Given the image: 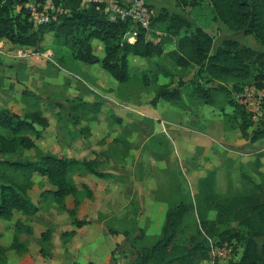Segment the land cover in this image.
<instances>
[{
	"label": "trees",
	"instance_id": "1",
	"mask_svg": "<svg viewBox=\"0 0 264 264\" xmlns=\"http://www.w3.org/2000/svg\"><path fill=\"white\" fill-rule=\"evenodd\" d=\"M175 1L183 9L198 8L207 2L230 31L254 37L262 49L256 51L234 38H223L212 52L214 37L182 14L163 11L153 19L150 30H146L131 20L111 22L102 5L85 7L81 0H57L61 10L56 19L37 28L30 21L27 0H0V41L6 39L15 47L34 49L39 53L46 36L52 34L55 44L67 48L74 60L88 65L99 64L114 80L125 85L132 78L129 56L166 57L182 70L196 69L190 81L193 86L189 94L191 100L219 110L228 125L237 128L251 144L264 140V120L255 126L235 98L248 86H264V0ZM158 24L165 27L160 36L155 31ZM134 33L135 41L131 42L129 38ZM174 39L177 40L175 48L166 52V44H171ZM94 40L104 45L103 58L95 53ZM165 73L171 82L155 89L151 105L156 106L161 100L184 105L181 90L184 82L180 79L178 88L171 89L174 75L169 71ZM148 75L149 72L142 75L146 88L158 81V75L154 74L152 78ZM23 96L33 98L35 93L26 90ZM75 101L70 109L76 124H79L81 114H96L101 109V103ZM228 107L233 109L232 113L227 112ZM115 121L122 124L118 117ZM49 127L48 118L40 110L19 115L8 108L0 109V155L38 148L37 140L44 139ZM80 132L88 133V130ZM94 154L95 160L53 154H42L35 161L0 159V223L14 221L18 214L25 217L14 222L10 246L0 243V264L9 263L10 252L18 257L29 252V239L34 235L29 220L41 210L29 195L35 186L34 176L45 179L51 186L41 192L40 200L51 202L75 217L86 200L94 199V193L88 185L75 182L71 176L111 177V174L98 171L104 154ZM216 175L212 171L198 180L194 202L183 201L167 210L160 238L151 247L134 252L130 264H201L211 258L209 238L217 245H233L234 241L241 244L240 259L228 264H264V181L255 183L247 178L251 186L225 195L217 190ZM68 197L73 198L71 209L67 207ZM193 212L201 217L197 235L181 241L185 219ZM210 212H215L214 219L209 217ZM75 223L81 225V221L75 220ZM67 235L66 232L63 234ZM70 235L75 232L71 231Z\"/></svg>",
	"mask_w": 264,
	"mask_h": 264
},
{
	"label": "rangeland",
	"instance_id": "2",
	"mask_svg": "<svg viewBox=\"0 0 264 264\" xmlns=\"http://www.w3.org/2000/svg\"><path fill=\"white\" fill-rule=\"evenodd\" d=\"M149 2L156 9L157 16L163 11H167L170 14L178 13L187 17L190 21L208 28H205L206 31L215 39L212 52H215L223 38H234L249 47L252 44H256L255 46L260 48L254 37L245 35L244 32L235 33L229 31L207 2H203L198 8L186 9L181 8L175 0H149ZM155 31L160 36L164 34L165 27L158 24ZM152 40L157 41L153 37ZM8 45L9 50L7 52V47L3 49L5 53H10L11 56L18 55L23 59L0 56V97L3 94L4 98L7 97L8 100L13 102L14 110H11L19 115L33 110H40L49 119L50 127L45 132L44 139L37 140L38 148L20 151L14 155H0L1 160L35 161L42 154L66 156L65 147L69 144L90 148V144L84 141L85 137L83 135L80 134L77 138H73L75 130H79L82 125L74 124L70 115V106L76 102L75 100H86L89 102L97 100L90 93L89 90L91 89L106 96L108 90L102 89L104 87L98 86L97 82L93 80L94 71L100 72L101 75L107 78V84H105L106 81H101L105 84V88H120L121 96L126 101L132 98L136 100L139 98V103L151 105L152 94L143 90L146 87L143 86L142 75L149 72L148 76L153 77V72L150 71V69L155 68L153 61L145 59V61L139 62V60L144 58L129 56L132 78L125 85L114 80L98 64L88 65L74 60L67 48H62L55 44L52 34L46 36L43 50L39 53H36L34 49H26L20 55L18 49L21 48L11 44ZM166 46L167 50H171L174 44L167 43ZM2 48L3 45L1 50ZM97 49L98 47L95 49V53L103 57L104 52L96 51ZM135 59L139 60L133 62ZM166 61H160L157 64L166 67ZM171 67V70L175 68ZM186 72L180 70L175 73V76L183 75L185 79L192 78V71L187 72V74ZM23 81H26V83ZM5 82L7 85L4 86ZM159 82L161 81L159 80ZM178 85L179 83H176L175 87ZM186 88H193V86H187ZM26 90L35 93V97L22 98L23 94L21 95V93ZM186 92L184 91V105L179 106L161 101L160 108L166 104H171L193 114H195V111L201 114L208 111L205 115L206 117L199 118L201 120L199 125L197 123L193 125L187 124L185 127L200 129L206 133L211 123H217L223 127V130L228 129L226 123L224 122V124L219 118H223L219 110H212V107L209 106H204L203 109L196 107L195 109ZM101 101L104 107L98 119L100 122L108 121L112 117L111 115L114 114L113 106L105 99ZM227 109L229 112L232 111L230 107ZM184 111L174 112L168 117L171 123L165 125L169 130L168 138L160 132L162 129L159 123H155V129H152L154 136L144 144L142 148L144 155L137 162L135 160L136 154L141 146L140 142H138L139 148L136 149L135 136L126 138L121 135L122 141L119 142L120 144H114L117 149L114 153L121 163L117 166L114 165V170L117 172L118 177L115 182L113 180L108 181L112 184L109 190H107V187L103 190L102 187V191H112L116 195V203H104L103 192L101 191L95 200H86L75 217L70 215L67 210L57 209L56 207L50 208L49 205L40 207V211H43L51 218L50 221H46L43 213L39 217L33 216L36 217L34 219L30 218L35 223L34 228L32 226L34 233L41 236V240L33 239L31 243L33 248H41L40 252L36 253L35 259V255L32 257L30 250L24 257H18L14 252H10L9 257L12 254L15 261L19 259L23 261L32 257L31 264H130L135 257L134 252L144 247H151L160 238L167 210L183 201L194 202L198 193V181L195 182L188 171L190 164L192 165L195 162V159L190 160L192 153L190 154L189 144H186L183 139L177 138L175 136L176 133L171 131L184 129V127L178 126L185 124L188 120L184 115ZM213 112H216L219 117H214ZM81 116L84 115L81 114ZM85 116L93 118V114H86ZM262 120L264 119H261L258 123L254 122V125L257 126ZM85 122L90 123L92 121L84 120L82 124H85ZM115 127L117 128L119 125L117 123L110 124V129H115ZM140 127L143 126L140 125ZM140 138L142 139V136ZM79 140L81 141L80 143L78 142ZM259 144H264V140L260 141ZM262 146L264 145L253 150L258 153H264V147ZM219 149L220 146L216 145L215 151H219ZM220 152L223 153L222 151ZM258 153H255V157L251 158V161L257 158ZM227 161L229 162L230 160ZM129 162H132V164L130 165ZM239 162L233 160L229 164L232 168H239L241 167ZM136 164L138 166L137 169H135L137 167ZM248 167L246 168L253 171L252 175L255 180L262 182L264 178L255 173L258 170L256 161L254 163L251 162ZM241 168L244 169V165ZM207 173L208 171H204L202 176H206ZM74 176L76 175L73 174L71 177L73 178ZM217 176L219 177V171ZM35 180L33 178L36 186L30 190V195L40 190L51 188L45 179L35 178ZM74 181L78 182V180ZM243 181L244 185L245 180ZM232 185V183H227L225 186L221 183L217 190L222 194L231 195L236 193L233 190L238 189L236 185ZM243 185L239 187V190L243 191L245 189H243ZM115 186L120 188L115 190ZM67 207L68 209L73 208L72 197L67 198ZM209 217L214 219L216 217L215 212H210ZM20 218L25 217L20 214L16 215V219ZM16 219L11 222L1 223L0 232L3 231L10 235ZM200 219V215L196 214V212L190 213L186 217L181 232V241H187L189 237L197 235V226L200 223ZM75 220L81 221V225H76ZM71 231H74L75 235H70ZM63 232L68 233V235L63 236ZM142 235H144L143 238H140ZM43 241H51L52 243L43 245L41 243ZM223 245H228V248L232 250V261L240 259L243 251L241 244L234 241L233 245L229 243H224ZM223 245L216 244V246L220 247ZM209 254L211 256V248ZM38 260L40 263H38ZM231 260L226 257L213 263L210 258L209 261H204L201 264H228Z\"/></svg>",
	"mask_w": 264,
	"mask_h": 264
},
{
	"label": "crops",
	"instance_id": "3",
	"mask_svg": "<svg viewBox=\"0 0 264 264\" xmlns=\"http://www.w3.org/2000/svg\"><path fill=\"white\" fill-rule=\"evenodd\" d=\"M202 28H204V27H202ZM206 29H208V28H206ZM227 29H228V27H227ZM133 41H135V39L132 40V42ZM8 44H11V43L6 39H3L0 41V50H1V46L3 45V48L0 51V56H7V57H10L13 59L22 58L18 55L11 56L10 53H5V50H3V49L7 47V49H6V52H7V50H9ZM92 44H93L94 49H96L98 47V49L96 51L104 52V45L100 41L98 42V40H94ZM171 44H174V47L172 48V49H174L176 44H177V40L174 39ZM255 45L256 44H252L250 48H252L256 51H260L262 49L261 46H260V48H257ZM26 49H28V48H21V49H18V51H25ZM169 51L170 50H166V52H169ZM104 56H105V53H104ZM131 56H133V55H131ZM103 57H100V58H103ZM135 57L137 58L138 56H135ZM24 58H26V57H24ZM165 59L168 60L169 62L166 61ZM137 60H139V59H135V60H133V62L137 61ZM148 60L153 61L154 65H155V68L152 70L150 69V71L153 72V75L154 74L158 75V81H157L156 85H155V82H152L150 88H143V90L152 94V98L150 97L151 98L150 101H152L154 99L155 89L159 85H164V84L171 82V78L165 76V74H166L165 72H167V71H169L170 73H172L174 75V81H173L171 89H177L178 86L175 87V85L181 79L182 82H184V86H182L181 90L183 91V93H184V91H187L186 92L187 95L191 94V92L193 91V88H186V87L191 86L190 81L192 80L194 73L196 71L195 68L182 70V69L176 67L174 65V63L171 62L166 57H161V58L157 57V58H152V59H148ZM140 61H145V59L139 60V62ZM160 61H166V64H165L166 67L160 66V64L158 65L157 63H160ZM129 65H130V58H129ZM171 66H173L175 68L171 70L170 69V68H172ZM180 70L181 71H187V72L192 71V73H191V75H193L192 78L185 79L183 75L178 76V77L175 76L176 75L175 73H177ZM187 72H186V74H187ZM1 77H3V76H1ZM93 80L97 82L98 86L104 87L102 89L108 90V93H106V96H104V94L95 92L93 89L90 88L91 89V90H89L90 93H92L97 98V100H95L94 102H92V101L89 102L86 100H83V101L88 102V103H101V109L96 114H93V118L90 116H81L80 120H79V124H76V123H74V124L82 125V126L80 127L79 130H75V133L73 134L74 138H77L80 134L83 135L85 137L84 141L86 143L90 144V148L85 147V146H80L77 144H69L65 147V153H66L67 157L75 158V159H79V160H81V159L95 160L96 156L94 154V151H96L97 153L104 154L103 158L100 161L98 171L111 174L110 178H108V179L94 178L96 176H94L92 174H86L83 176H77L76 175L73 177L74 180H78L77 183H80V184L83 183V184H86L90 187V189L94 193V200H95L96 198H98V194H100V192L102 191V187H103V190H105V187H107V190H109L111 188L110 185H112V184H110L108 181L113 180L115 182V180L118 177L117 172L114 170V167L117 166L118 164L120 165L121 163L119 162V158L117 157V155L114 152H116V150H117L115 148L116 145L122 141V138L120 136L124 135L126 138L127 137L131 138V137L135 136L136 140L135 139L134 140L136 141V144H135V146L137 147L136 149L139 148L137 143L140 142L141 148L137 150L138 151L136 154L137 157L135 159L137 162V160L140 159L141 156L144 155V151L142 150L144 144L146 143V141H148L150 138H152L154 136V131H152V129H155L154 128L155 123L156 122L159 123V125L162 129V131L160 130V132L163 133L168 138L169 130L165 127L166 124H171L168 117L171 116L172 113H174V112H180V110L181 111H184V110L179 109V108L171 105L174 103L166 104L165 106H162V108H160L161 101H164V100L159 101L156 106H152L150 104L139 103V101H140L139 98L137 100L132 98L131 100L126 101L121 96L120 88H116V87L115 88H105V84H107V78L105 76L101 75V73L98 71H94ZM159 80L161 82H159ZM5 81L7 82V80H5ZM101 81H106V82H105V84H103ZM6 82H5L4 86L7 85ZM23 82L26 83V81H23ZM22 94L23 93H21V95ZM21 97L24 98L23 96H21ZM104 99L107 100L108 103L110 102V104H112V106H113L112 110L116 116L113 114V115H111L112 117L108 119V121L100 122V120L98 119V116L103 110L104 106H103V102L101 100H104ZM190 100H191V98H190ZM165 102H167V101H165ZM191 102H192V105L194 106L195 109H196V107L203 109L204 106H208V105H204V104H197V102H195L194 100H191ZM12 103L13 102L8 100L7 97L4 98L3 94L1 95V97H0V109H4V108L13 109ZM168 103H170V102H168ZM209 107H211V106H209ZM211 109L216 110L213 107ZM231 110H233V109L231 108ZM184 112L183 113L188 118V120L185 122V124L178 125V126L184 127V129L183 130L177 129V130H171V131L176 133L175 136L177 138H181V139H183V141L186 144H189V147L191 149L190 154L192 153L191 154L192 158L190 160L192 161L195 159V162L192 165L190 164V169L188 171L192 175V178L195 182L200 180V178L203 177L202 175L204 174V171H208V173L215 171L216 174L219 171V177L216 175L217 187H219V185L221 186V183L225 186L227 183H229V184L232 183L233 184L232 186L236 185L238 187V189L234 188L235 190H233L236 193L241 192V190H239V187L241 185H243V183H244L243 180H245V184L243 185V189L251 186V185H249L247 178L252 179V181L255 183H261V181L255 180L254 176L252 175L253 171H251V169L250 170L247 169L246 167H248L251 162L254 163L256 161V164L258 165V170H256L255 173L259 174L261 176V178H264V153L261 152L262 153L261 154L255 150H253L257 147H261V145H264V144H259L260 141H259V143L257 142V144L256 143L251 144L250 141H247L242 137L240 131L237 128H231V126L228 125V123L226 122V120L224 119V116L222 114L221 115L223 116V118L219 117V115L216 112H213V116L219 117L223 121V123L225 122L226 127L228 128L227 130H223V127L217 123L216 124L211 123L209 128H208V131L206 133H204L200 129L197 130L195 128L191 129V128L185 127L187 124L193 125V124L197 123L199 125L201 122L200 119L202 117H206L205 115L208 113V111L204 112L202 114L197 112V111H195V114L191 113L190 111H189L190 113H188L186 111H184ZM227 112H229L228 109H227ZM229 113H232V111ZM72 114L73 113L70 109L71 119L73 120ZM113 116L120 118L122 120V124H120L119 127H117V128L115 127V129L114 128L110 129V124H116L115 117H113ZM84 120L92 121V122H90V123L85 122V124H82V121H84ZM73 122H74V120H73ZM224 124H223V126H224ZM140 125L143 127L139 128ZM130 127H132V128H130ZM82 129L88 130V133H81L80 131ZM232 130H234V131H232ZM134 131H135V133H134ZM140 136H142V139L140 138ZM78 142L80 143L81 141L79 140ZM114 144H116V145H114ZM216 145L220 146L219 151H215ZM262 147H264V146H262ZM110 150H111V152H110ZM220 151H222L223 153H221ZM255 153H258L257 158L254 161H251V158L255 157ZM232 159L235 161H240L239 163H241V167H243V165H244L245 170L241 167H239V168L233 167L232 168L229 164L230 161L233 162ZM227 160H230V161L228 162ZM129 164L131 165L132 162H129ZM136 166H137V164H136ZM137 168H138V166L135 169H137ZM35 178L37 179V178H41V177L34 176V180H35ZM41 179H43V178H41ZM263 181H264V179H263ZM117 187L118 186H115L114 189L117 190L120 188V187L119 188H117ZM46 189H50V187L46 188ZM98 189H99V193H98ZM43 190H40L36 193H32L31 195L29 194L32 201H34L36 204H39V206L41 208L43 206L47 207L49 205L50 208L56 207L57 209H59L57 205H55L51 202H46V201L40 200V194ZM102 198L104 199L103 202L106 204H110V203L114 204L117 202L115 200L116 195L114 193H112V191H107V192L104 191ZM42 213H43V215H45L46 221H50L51 218H49V216L46 215L43 211H40L35 216L39 217V215L41 216ZM36 217H32V218L34 219ZM20 219L24 220L25 218H20ZM2 223H6V222H2ZM30 224L34 228L35 223L32 222V220H30ZM1 232L0 233L2 234V236L0 238V243L2 245H4L5 247H9L11 244V241L13 239V236H14V229H12V232L10 233V235L7 234L6 232H3V231H1ZM63 234H64V232L62 233V235ZM31 238L29 239V243H30L29 250L32 254V257L35 255V257H34V259H35L36 253L37 252L39 253L41 248H39V247L33 248V245L31 242L33 241V239H37L38 241L41 240V236L38 235L37 233H34V235ZM41 243L44 245V244L52 243V242L51 241H43ZM32 257H30L26 260H23V261H22V259L15 261L14 257L11 254L9 257V259H10L9 264H13L15 262H17L16 264H31ZM38 263H40L39 260H38Z\"/></svg>",
	"mask_w": 264,
	"mask_h": 264
},
{
	"label": "built area",
	"instance_id": "4",
	"mask_svg": "<svg viewBox=\"0 0 264 264\" xmlns=\"http://www.w3.org/2000/svg\"><path fill=\"white\" fill-rule=\"evenodd\" d=\"M57 0H27L26 9L34 27L46 25L56 19V14L61 8L57 7ZM85 7L91 4L102 5L104 11L111 22L119 20H131L137 26L150 30L153 19L157 16L156 9L150 4L149 0H81ZM135 39V33L129 40ZM134 42V41H133ZM20 55L23 51H20ZM236 101L245 108L251 116L253 122L258 123L264 119V86H248L237 93ZM211 248V260L214 263L221 258H232V250L228 245L216 246L212 239H208Z\"/></svg>",
	"mask_w": 264,
	"mask_h": 264
}]
</instances>
